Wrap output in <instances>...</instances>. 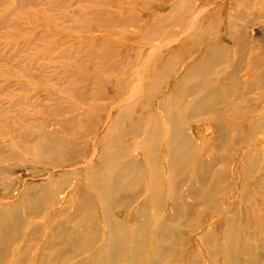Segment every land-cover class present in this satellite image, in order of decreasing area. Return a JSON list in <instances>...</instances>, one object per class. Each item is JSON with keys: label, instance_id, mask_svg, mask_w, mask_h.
<instances>
[{"label": "rangeland", "instance_id": "obj_1", "mask_svg": "<svg viewBox=\"0 0 264 264\" xmlns=\"http://www.w3.org/2000/svg\"><path fill=\"white\" fill-rule=\"evenodd\" d=\"M235 31L237 33H233ZM239 36L246 38L247 46L243 51V47L240 49L236 44ZM211 40L223 43L225 48L227 46L230 49L227 59L235 57L236 60L241 55L246 62L244 70L239 74L242 84L238 90L225 88L228 85L226 80L222 88L227 89V93L223 94V98L217 92L220 88L214 89L211 97L220 106L229 102L224 108L217 110V113L225 119L226 128L232 133L230 137L225 134L221 135L224 137H219L216 129L204 124L205 121L194 123V117L186 119L188 117L185 115V108L189 106L184 105L183 108L178 105L179 102L173 103L178 79L192 67L194 58L204 52L206 43ZM257 53L260 58L256 57ZM167 60L174 63L171 64ZM141 69L142 74L139 71ZM137 74H141L143 79H138L140 76H136ZM211 77L208 76V81ZM122 79L127 82L124 83ZM154 79L157 80L156 83L158 80L163 81L152 89L150 81ZM136 80H142L140 92L134 97L136 105L127 113H130V116L126 114L127 118L120 120L121 128L129 130L133 126L131 124L139 119H146L148 123V118L158 114V102L162 100L167 102V105H172L173 111L180 114V122L186 124L184 132L188 135L187 144L193 146L191 152L186 154L199 157L193 158L194 165L196 164L194 172L197 164L201 161L208 162L211 156L223 155L228 158V162L215 161V165L212 163L214 175L210 173L211 180L198 183L194 179V187L201 190L207 201L212 199L211 203L216 207L213 209L215 212L205 207L201 199L194 201L198 203L197 206H192V199L186 197L182 203L194 210L187 217L178 219L181 220L182 228L176 227L178 230L176 233L174 231L169 240L175 241L178 236L183 240L185 238L186 242L182 247L181 244H176V248L180 249H177L178 253L182 251L188 254L193 251L197 264H208L211 261V257L207 256L209 249L202 243L201 237L205 235L210 221L214 227L227 225L221 217L226 212L233 214L234 225L238 223L235 225L236 234L219 235L217 243L224 247L236 246L232 247V253L235 249L232 256L240 255L242 259H235L236 262L244 264L243 259L246 258L253 263L257 248L256 245L253 248V244L264 240V0H0V155L8 156L5 162L0 163L5 177L0 176L3 178L0 180V200L11 196L20 184H36L48 175L42 183H48L51 187L54 184L60 185V191L65 189L61 187L67 185L65 181L71 183L88 176L87 169L78 166L85 162L93 168V163L96 164L94 159L91 160L92 164L89 162L90 156L101 152V144L105 141L102 139L110 128L111 119H116L118 108L121 111L122 106L118 105L127 97L125 92L129 88L128 84L133 85ZM217 81L215 75V82ZM205 85L207 84L196 87L194 93ZM193 96L195 95L192 94L191 97ZM241 97L244 99H240ZM198 113L201 116L203 111ZM242 114L245 116H241ZM127 129L125 132L129 135H120L117 131L119 138L115 135L116 131H113L110 132L111 137L116 136L121 140L123 149L138 155L141 151L139 147L135 148V142H132L133 138L138 137V133H130L132 130ZM236 129L241 133H236ZM45 131L58 138L55 139V145H58L57 148L63 153L62 157L60 154L55 156L54 153H59L56 150L50 157L52 162L34 156L26 150L25 144L31 143L33 135L40 134L37 132L45 134ZM212 133L216 138L234 140L229 142L231 150H223L225 145L220 141H213L210 145ZM161 135H164V132ZM163 139L164 136H161L156 146L157 152L155 151L160 156L159 159L162 157L158 160L160 162H157L160 164L156 165L157 171L165 166L163 157L169 154L164 141H161ZM64 140L67 143L63 142ZM246 153L251 155V159L247 157L245 162L243 158L240 163L241 156ZM182 158V161L186 160V157ZM71 169L72 173L69 172ZM210 169L209 167V171ZM62 171L65 173L58 175ZM222 171L224 172L221 178L225 177V180L219 181L217 175ZM186 172L185 174H188L190 170L187 169ZM61 175L67 178L64 182L59 178ZM146 176L147 169L143 180ZM213 179L220 183H215ZM4 181L12 185L8 195ZM163 185L165 184L161 182L152 187L162 198L168 194V190L164 193ZM213 186L217 191L214 195ZM48 190L41 191L49 194ZM179 191L181 192V189ZM168 203L169 200L164 198L160 203H156L155 208L148 207V212L154 210L149 212L147 224L139 227L140 231H145L148 227L150 234L153 233L158 222L148 219H159L163 211H169ZM116 212L122 216L123 211ZM187 225L194 230L189 231L191 228L188 229ZM245 229L246 234L250 233L247 234L248 238L243 236L245 242L248 240L247 243L238 235ZM153 241L155 242L151 236L149 242ZM225 242H228L226 246ZM224 249L226 250L223 253H226L228 249ZM221 258L222 256H219L218 263L222 261Z\"/></svg>", "mask_w": 264, "mask_h": 264}, {"label": "bare ground", "instance_id": "obj_2", "mask_svg": "<svg viewBox=\"0 0 264 264\" xmlns=\"http://www.w3.org/2000/svg\"><path fill=\"white\" fill-rule=\"evenodd\" d=\"M232 26L233 24H231L230 28H232ZM240 32L242 33V31ZM233 33L237 32L235 31ZM230 34L232 33L230 32ZM211 35L212 34H210V36ZM232 38H234V36H232ZM238 41V46L241 48L244 44L243 42L245 41L244 37H240ZM228 56L227 46L226 48L223 44L214 46L207 54V57L203 59L205 62L203 64H198L197 70L199 71L204 65L209 64L212 66L213 73L216 76L220 73L224 74L226 73V68L234 67V63H230V61H228ZM256 57L260 58L261 56L258 54ZM171 60L167 61L171 63ZM239 62H236V68L240 66ZM142 67H144V65ZM167 69L169 70L170 68ZM139 71L141 74L143 73L142 69ZM159 73L161 72L159 71ZM138 74L136 76L139 77L141 74ZM192 78H194V67L185 72L181 80L177 82V86H175L176 88L174 89L175 93L173 97V103L179 102L178 105L181 107L184 105L189 106L185 108L187 110L185 115L188 117L186 119L194 117V96L191 97L192 94H194V82H191ZM138 79L143 78L140 76ZM154 80L150 81V88L152 89L156 87H154V85H160V83L163 81V79L161 82L158 80V83H156L157 80ZM141 81L136 80L133 85L128 84L129 88L125 92L127 97L124 95V103H122L123 101L120 103L118 102V106H122H120L121 111L117 106L119 109V111H117L119 113L117 112L116 119H111L112 123L110 128H108V130L105 132L104 138L102 139L105 141L101 144V152H96V155L92 154L93 156H90L91 159L88 157L90 159L88 160L91 164L93 163L91 162L93 159L96 161V164L93 163V168L87 166L85 162L79 164L78 167L81 169L84 167L87 169L89 174L88 176L71 183L70 181H65L67 179L64 178L65 175L59 176V178L63 179L61 182L65 181V183H67L65 187L61 186L65 189L60 191V185L54 184L53 187H51V185L48 183H42L47 177H49L48 175L46 178L41 179V181L37 182L36 184H34L35 182H24L23 184H20V186L16 188V191L13 192L11 196H6L4 199L0 200V264H163V262L165 264H197V262L194 261L193 251H190L188 254H184L182 251H179L178 253L177 251L179 248H176V244L179 243L182 247L183 243L186 242L184 241L185 238L183 240L181 239L182 237L178 236V238L172 242L169 239L173 236L174 231L176 233L178 230L176 227L181 226V220L178 219L183 218L182 216L187 217V215H189L191 211L194 210V208H190L186 204L182 203L186 197L192 199V206H197L198 203H195L194 201L201 199V201H204L202 204L206 205L205 207H208L209 210L216 209V207H214V205L211 203L212 199H210L211 201H207L206 197L201 194V190L194 187V179L198 183L199 181L200 183H203L204 181L207 182V180H211L210 173L213 172L212 166L215 165V161L221 163L228 162V158L223 157V155H215L214 157L216 158L211 156L209 161H206L207 163L201 161L199 164H197L194 172L196 164L194 165L193 160L199 157H197L198 155L194 156V154H188L191 152L193 146L191 147L190 144H187L189 139L188 135L186 134L187 132H184L185 125L183 122H180V114L173 111V108H171L172 105H167V102L165 103V101L162 100H159L158 102V114L152 115L150 118H148V123H146V119H139L135 122L133 121L134 123L131 124L133 126L130 128L128 127L129 130H132L130 133L133 131L138 133L137 136L139 138H133L132 142H135V148L139 147L141 152L136 155L123 149L124 147L120 142L121 140L119 139L120 135H129V133L125 132L127 128L123 129L124 127L121 128L119 126V124H121L120 120L124 119L126 114L130 112V109L133 108V105H136L134 99L136 98L135 96L140 92ZM126 82L127 81H124V83ZM219 92L221 93L223 91L220 89ZM187 93L190 94L187 95ZM189 97L190 99H188ZM127 115L130 116V113ZM212 127L216 129V132L218 135H220L219 137H224L221 136L223 134H225V136L232 134L228 132L226 127ZM129 130L127 129V131ZM113 131H116L115 135H117L119 138H116L115 135V137H111L112 133L110 132ZM117 131L120 132V135H118L119 133H117ZM162 132H164V135H161ZM239 132L240 131H237L236 133ZM37 133V135H33V138L30 139V144H25L27 145V151L32 153L34 156L42 157L45 160L49 159V161H51L50 157L53 156V153L56 150H58L59 153H54L55 156H57V154H60V156L63 154L61 153V150L59 151L60 148H57L58 145H55V139L57 140L58 138L52 137L54 134L47 132L45 134L42 132ZM161 136H164V139L161 141H164V145L166 146V149H168L169 154H167L165 158L163 157L165 166L162 164L164 167L160 171H157V162H160L158 160L162 159V157L160 159L158 158L160 156H158L156 153L158 148L156 146L158 145ZM136 138L139 140H134ZM237 138L240 141L239 137ZM52 139H54V143L52 142ZM65 140L63 142H65ZM213 141L223 142V145H225L223 150H227V148L228 150H231L229 149V142L231 143L234 140L229 141L225 140V138H216L215 134L212 133V137H210V145ZM65 143H67V141ZM202 150H204V148ZM95 151H92V153ZM4 152L5 155H7L6 151ZM186 152L188 153L186 154ZM202 152L203 151H201V153ZM0 154H2L1 149ZM7 157L8 156L0 155V163L5 162ZM182 157H186V160L182 161ZM247 157L251 159V155H247V153L242 155L240 158V163L242 162L243 158H245L246 162ZM207 158H203V160ZM212 163H214V165H212ZM209 167L211 168L210 171ZM146 169L147 176L145 177V180H143V174ZM187 169L190 170V172L185 174L187 173ZM69 172L72 173L73 170L71 169ZM223 172L224 171H222V173L218 172L217 176L219 181L225 180V175L223 176V179L221 178V174H223ZM62 173H65V171H62L58 175ZM1 175L4 177V171L0 167V176ZM213 175L214 174L212 173V176ZM0 180H3V178L0 177ZM215 180L218 181L217 179ZM215 180L213 179L214 182ZM161 182L165 184L162 186L164 193H166V190H168V194H165L163 198L160 196L157 190L154 191L152 189L153 186L160 184ZM4 183L6 185L5 192H8L6 193L8 195L10 193L9 191L12 190V185L6 181H4ZM203 185H201L202 188L204 187ZM260 185L261 184H259V186ZM199 186L200 185L197 187L199 188ZM43 189H49V194L43 193L41 191ZM179 189H181V192ZM214 189V191H216V187ZM218 189L219 188H217V190ZM260 190L263 191V189ZM214 191H210V193L212 192L213 195L216 194L217 191ZM200 194L201 196H199ZM217 197L220 200V197ZM164 198L169 200L167 205H169L171 211L170 209L169 211H163L159 219H148L158 222L157 225L155 224L156 229L154 227L155 230L153 233L150 234L148 227V231H146L147 228L145 231H140L141 229L139 227L147 224V215L150 216L149 212L154 210L152 209L148 212L147 208H155L154 206L157 205L156 203H160V200ZM213 203L215 204V202ZM116 211L120 213L123 211L122 216L117 215ZM213 211L215 212V210ZM221 217L222 219H225L227 225L221 228L217 226L214 227L210 221L208 224V229L204 232L205 235L201 237L202 243L209 249L207 250V256L211 257V261L208 262V264H242L236 262L235 260H242L240 255H238V257L232 256V254L235 253V249L232 253V247L235 248L236 246H226L228 242H225L224 245L226 247H224L217 243V238L219 235L221 236L222 234H231L235 236V225L238 224L237 223L234 225L235 218H233V214L230 215L224 212ZM244 217L247 219L246 215ZM185 222H187V220ZM190 225H192V223H190ZM180 228H182V226ZM187 228H191L189 231L194 230V228L189 227L188 225ZM243 231V233L239 232L238 235L241 240L245 242V240H243V236L248 238L247 234L250 233L246 234V229ZM249 231H251V229ZM151 236H153L155 240L153 243L149 242ZM260 238H262V236H260ZM262 241L263 242L261 243L258 242L259 245L256 242L253 244V248L254 245L257 247L254 253V262L251 263V260L247 261L245 258L243 259L244 264H264V240ZM249 245H251L250 242ZM224 248L228 249L226 253L224 252L225 254L223 253V251L226 250ZM240 253L241 252H239V254ZM248 253L249 252H247V254ZM243 254L241 255L243 256ZM219 256H222L221 260L223 262L221 261L218 263ZM247 256H249V254Z\"/></svg>", "mask_w": 264, "mask_h": 264}, {"label": "crops", "instance_id": "obj_3", "mask_svg": "<svg viewBox=\"0 0 264 264\" xmlns=\"http://www.w3.org/2000/svg\"><path fill=\"white\" fill-rule=\"evenodd\" d=\"M244 40H245L243 42L244 44L242 45L243 48L241 47L242 51H243L244 47L246 48V46H247L246 45L247 44L246 38ZM215 42H218V41L211 40L209 43L208 42L206 43L207 45L205 44L206 46H205L204 52L202 54H199V56L197 58H194V64L191 67V68L194 67V81H192L193 78L191 79V82L192 83L194 82V89H196V87L197 88L201 87L205 83L207 84L204 86V88H201V90L194 93V95L196 96V97L194 96V123H201V122L205 121L204 124H207V126L211 125V126L226 127V125L224 123L225 119H223L217 113V110H221L222 108H224L226 106L225 104L226 103L228 104L229 102L227 101L222 106H220V105H218V103H216V100L215 99L212 100L211 97L214 94V89H216L217 87H220V89H221L224 86V83L226 80H227L228 85H226L225 88L227 87V89L229 88V89L238 90V88L242 84L241 77L239 74H240V72H242L244 70V68H245L244 65L246 66V62L243 60V57L241 55H240V57H239V55H237L239 58L236 60H234L235 57L233 59H228V61H230V63H234L233 64L234 67L226 68V71H225L226 73H224V74L223 73L218 74L217 75L218 81L216 83L215 82V74L213 73L211 65H209V64L204 65L201 68V70H199V71L197 70L198 64L199 63L203 64L205 62V61H203V59L207 57V54L210 52L211 48H213L214 46L223 44V43H215ZM238 42L239 41L237 40L236 41L237 46L239 44ZM227 51H228V55H229L230 49L227 48ZM236 62L240 63V66L237 68L235 66V65H237ZM183 74H185V73H183ZM208 76H210V77L213 76V77H211L212 79H210V81H208ZM180 80L181 79H178V81H180ZM227 89H224V90L221 89L223 91L221 93L218 90L217 92L219 93V96L223 98V94L227 93ZM240 99H244V98L241 97ZM230 101H232V100H230ZM201 110L203 111L204 116H203V114H201V116L199 115L198 112H200ZM241 116L244 117L245 114L244 115L242 114ZM195 119H198V121ZM226 123L228 124V122H226ZM183 124L186 125L185 123H183Z\"/></svg>", "mask_w": 264, "mask_h": 264}]
</instances>
